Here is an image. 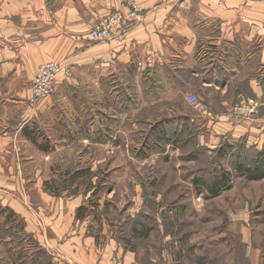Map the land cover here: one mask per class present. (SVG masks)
I'll return each mask as SVG.
<instances>
[{"label":"rangeland","instance_id":"1","mask_svg":"<svg viewBox=\"0 0 264 264\" xmlns=\"http://www.w3.org/2000/svg\"><path fill=\"white\" fill-rule=\"evenodd\" d=\"M247 70L262 93L247 89L243 72L218 63L224 92L219 87L204 89L201 98L194 94L208 116L189 104L190 93L153 95L162 105L188 104L187 117L177 123L161 106L134 110L150 97L132 78L110 76L103 84L83 75L69 85L66 104L48 113L32 109L28 98L0 93V264H13L9 249L14 250L18 227L8 210L29 231L28 222H40L71 200L85 207L74 224L80 238L90 236L99 249H114L116 264L118 248L134 252L142 264H248L240 237L228 231L233 216L247 221L257 264H264V175L252 179L247 173L264 154V63ZM242 104L247 113L229 116ZM205 118L249 125L248 133L233 143L223 130L215 140ZM22 127L33 129L45 149L25 137ZM220 143L228 146L219 154ZM222 176L225 187L211 195L206 184Z\"/></svg>","mask_w":264,"mask_h":264},{"label":"crops","instance_id":"2","mask_svg":"<svg viewBox=\"0 0 264 264\" xmlns=\"http://www.w3.org/2000/svg\"><path fill=\"white\" fill-rule=\"evenodd\" d=\"M135 1L144 14L117 43L90 41L87 33L99 18L118 8L120 0H0V93L30 98V83L37 67L49 61L69 65L76 80L58 77L55 93L38 99L32 107L42 113L66 104L72 90L69 85L80 82L83 75L91 81L101 78L103 84L110 76L112 81L132 78L134 86H142L150 97L136 104L134 110L161 106L170 110L169 116L176 123L178 118L187 117L184 108L188 104L181 103V108L174 102L162 105V101L153 100V95L199 96L206 89L221 88L225 76L218 75V63L224 69L243 72L247 89L262 93L249 76L253 71L247 69L264 63V0ZM221 89L223 93L225 87ZM234 93L242 91L235 89ZM196 117L191 122L195 123ZM206 118L205 127L212 129L207 134L215 140L222 138L223 130L231 133L233 143L248 133L249 125L226 119L210 123ZM95 124L92 119L93 130ZM250 129L252 132L253 126ZM48 198L53 201V197ZM69 203L40 217V222H28V230L57 264H109L114 249H99L90 236L80 238L74 225L79 203ZM228 218V231L240 237L248 264L259 263L247 221ZM116 252L120 264H142L134 252L122 248Z\"/></svg>","mask_w":264,"mask_h":264},{"label":"built area","instance_id":"3","mask_svg":"<svg viewBox=\"0 0 264 264\" xmlns=\"http://www.w3.org/2000/svg\"><path fill=\"white\" fill-rule=\"evenodd\" d=\"M143 14L144 9L135 0H120L118 8L97 20L88 31L87 39L96 42H121L125 38L127 28L138 23ZM71 74V67L62 62L49 61L39 65L31 79L28 105L33 106L38 99L52 95L55 92L58 77L68 78ZM188 98L190 105L198 112L202 114L205 112V116L207 115L202 101L194 94H190ZM245 113L247 108L242 104L238 109H234L233 113L230 112L229 116ZM109 264H116L114 257Z\"/></svg>","mask_w":264,"mask_h":264},{"label":"trees","instance_id":"4","mask_svg":"<svg viewBox=\"0 0 264 264\" xmlns=\"http://www.w3.org/2000/svg\"><path fill=\"white\" fill-rule=\"evenodd\" d=\"M25 137H27L32 143L36 144L37 147L45 149V147H41L37 142L36 138L34 137V130L28 129V127H22L21 132ZM161 137V135H160ZM228 144H221V146L216 149L219 154L223 151H226L225 147ZM225 148V149H224ZM262 158H264V154L261 153ZM261 158V159H262ZM258 161L254 163V167L252 170L247 171L249 178H260L264 175V170L262 169L263 162ZM79 174V173H78ZM77 174V175H78ZM76 175V176H77ZM198 181V180H197ZM227 183V178L225 176L214 178L210 184H206L207 189L209 190L211 195H217L219 191L225 187ZM46 191L54 196H59L55 189L46 187ZM85 207L83 205H79L75 209V219H82L85 216L84 213ZM7 217L11 222L16 223L17 225V232H15L12 236L15 237L16 241L13 243L14 247L11 251L9 249V253L11 254V260L13 264H57L56 262L52 261V254L48 251V249L35 237L33 232L27 231L25 229V224L17 216L13 210H8ZM7 221H4L6 223ZM10 227L8 230H11ZM14 240V239H13ZM17 247V248H16ZM11 248V247H10ZM18 250V251H17ZM29 258V259H27Z\"/></svg>","mask_w":264,"mask_h":264}]
</instances>
